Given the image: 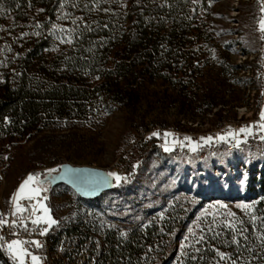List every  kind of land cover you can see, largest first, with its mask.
<instances>
[{
    "label": "rangeland",
    "instance_id": "374dc122",
    "mask_svg": "<svg viewBox=\"0 0 264 264\" xmlns=\"http://www.w3.org/2000/svg\"><path fill=\"white\" fill-rule=\"evenodd\" d=\"M210 7V14L202 12L209 39L201 42L204 55L199 65L204 75L198 83H203V89L196 88V93L214 85L213 90L218 92L212 94L219 99L216 106L207 108L200 93L183 103L175 99V91L169 90L168 101L162 102L150 90L133 109L117 107L101 116L90 114L81 124L71 119L43 126L30 138L1 135L2 209L10 207L7 213L12 215L13 195L29 174H39L21 196L34 199L39 209L34 219L44 215L41 206H46L56 221L52 226L66 231L64 240L61 236L55 244L65 253L92 241L96 257L109 226L151 222L162 217L170 205L177 204L185 209L186 220L171 234L169 251L180 253L192 244L204 242L214 228L224 232L234 229L239 235L255 234L256 244L246 246V252L220 249L224 263L264 264V221L257 216L254 201L236 197L252 163L264 159V150L259 155L257 148L249 146L255 142L249 138L254 130L259 129L264 136V128L256 127V123H264L260 116L264 110V33L260 31L264 0H218ZM161 96L157 93V97ZM200 98L202 103L197 101ZM249 126L248 134L237 137L241 140L239 147L234 146L232 137L227 141L217 139L218 134L235 133ZM153 132L160 135L152 136ZM165 132L172 134L167 144ZM184 137H190L191 142ZM202 137L212 139L206 143ZM174 140L183 141V146ZM262 143L264 149V140ZM165 146L171 150L165 151ZM65 164L97 167L122 179L117 182L111 176L112 187L101 207L99 202L80 197L71 186L51 182V175L60 172ZM32 189H38L39 195ZM30 199L22 198L19 203ZM246 204L252 207H240ZM17 216L24 215L18 212ZM27 249L41 258L39 264H57L48 245L41 249L33 244ZM79 250L70 254L74 264H80ZM24 260L32 264L30 257ZM0 264L19 261L5 246L0 247Z\"/></svg>",
    "mask_w": 264,
    "mask_h": 264
},
{
    "label": "trees",
    "instance_id": "16d2710c",
    "mask_svg": "<svg viewBox=\"0 0 264 264\" xmlns=\"http://www.w3.org/2000/svg\"><path fill=\"white\" fill-rule=\"evenodd\" d=\"M215 1L0 0V136L30 138L43 126L133 109L150 90L162 102L169 90L183 103L200 93L207 108L216 106L214 85L196 93L201 42L209 39L202 12L210 14ZM239 186L236 197L254 201L264 221V159ZM110 190L83 199L101 205ZM185 215L172 204L151 222L109 226L93 264H225L220 249L246 252L256 244L251 232L218 227L202 243L169 251Z\"/></svg>",
    "mask_w": 264,
    "mask_h": 264
},
{
    "label": "built area",
    "instance_id": "2783aa9c",
    "mask_svg": "<svg viewBox=\"0 0 264 264\" xmlns=\"http://www.w3.org/2000/svg\"><path fill=\"white\" fill-rule=\"evenodd\" d=\"M262 123L263 122H261V124L256 123V127L259 128V126L262 125ZM260 137H261V134H260L259 129L254 130V132H252L249 136L251 141L252 140L255 141L253 145L249 144V146L252 147L250 149L257 148L256 151L259 155L263 153V150H264L262 149L263 143ZM33 200L34 199L23 200L21 203L22 207L27 209L25 214L24 212L22 213V215H24L23 218L28 225L27 230L24 227L20 226L18 216L15 217L7 213V211L10 210V207L6 209H2V207L0 206V218H5L9 221L7 225L0 226V237H3V239L0 240V247L4 248L8 242H11L12 240H15V239H21L23 241H38L42 245V247H40L41 249L45 248V245H48L49 249L54 252L57 264H74L72 260L73 256L70 254L72 252H77L79 249H80L79 250V253H80L79 263L80 264H93L94 263V256H93L94 243L92 241L85 242L83 245L81 244L80 248H78V246H75L77 247L76 249L70 250L65 253L63 252V250L58 249L55 246V244L59 242V238L61 236H62V239L64 238V234L66 233L65 230L60 229L58 227L51 226L46 234L44 235L40 234L42 228L45 227V224L36 226V225H32L30 222L31 219H34L33 218L34 215H32L33 207H35L36 209V214L39 213V209L37 208V205L34 204ZM12 220L18 221L17 226L13 227L11 225ZM24 247L31 249L33 247V244L27 243L24 245Z\"/></svg>",
    "mask_w": 264,
    "mask_h": 264
},
{
    "label": "snow or ice",
    "instance_id": "6c2138e0",
    "mask_svg": "<svg viewBox=\"0 0 264 264\" xmlns=\"http://www.w3.org/2000/svg\"><path fill=\"white\" fill-rule=\"evenodd\" d=\"M37 27H39V25H37ZM55 27V26H54ZM63 31V29H61ZM260 31L262 33H264V19H262L260 21ZM36 35H38L39 33H34ZM22 35H28L27 33H24ZM261 39H264V35L261 36ZM260 116H261V120L264 121V110L261 111L260 113ZM262 128H264V125H261ZM250 128L251 126H249L248 128H240L238 130V132H232V131H229L223 135H219L217 136V139L218 140H222V141H227V138L228 137H232L234 140H235V145L236 147H239V145L241 144V140L237 139V137L239 136L240 133H245V134H248L249 131H250ZM160 135L158 132H153L152 133V136H158ZM172 134L169 133V132H165L164 133V137H165V143L167 144V138L169 136H171ZM212 137H207V138H204L202 137L201 140H204L206 143L211 141ZM261 140H264V136H261L260 137ZM184 140L186 141H189L191 142V138L190 137H184ZM173 143H180L182 146H183V141H177V140H174ZM165 151H170L171 149L167 146H165ZM193 151H195L196 149L193 148L192 149ZM49 171H55L54 169L53 170H49ZM39 174H29V176L26 178L25 181H23L21 183V185L19 186L17 192L13 195L12 197V200L14 202V205H15V210L13 211L12 215H17V213H23L25 211H27L26 208L22 207L19 203V200L22 199V198H28L30 199L31 197H22L21 196V193L24 191V189L26 188V186H28L31 182H33L35 179H36V176H38ZM108 175L110 176H113L115 177L116 181L119 182L122 178L116 174V173H109ZM124 179H127L126 177ZM38 182V181H37ZM32 191L34 192L35 195H39V190L38 189H32ZM46 199V197L44 198ZM43 207V212H44V215L42 216H36L35 219H31L30 222L32 225H36V226H39V225H42V224H46L47 227H43L40 234L41 235H44L47 233V231L49 230V228L53 225V224H56V221L51 219V216L48 214L49 213V210L47 209L46 206H41ZM220 207H225V205H220ZM240 207H243L245 209H248V208H251L252 205H241ZM229 215H234L233 213H228ZM32 215H36V209L35 207H33V210H32ZM253 219H255V217H253ZM18 220H19V224L20 226L24 227L26 230H27V223L25 222L24 218L21 216V217H18ZM9 223V221L5 218H0V226H3V225H7ZM17 223L18 221L17 220H12L11 221V225L13 227L17 226ZM121 235H124L123 233ZM3 237H0V240H2ZM202 239V237H201ZM27 243H31V244H34L37 248H40L42 247V245L38 242V241H23V240H12L11 242H8L6 247H7V250L12 252L13 253V258L18 260L19 261V264H25V260L24 258L25 257H30L31 258V262L32 264H39L40 262V257H37L36 255H33L26 247H24L25 244ZM221 256V259H225L224 257V254L220 253L219 254ZM233 264H235V262H233Z\"/></svg>",
    "mask_w": 264,
    "mask_h": 264
},
{
    "label": "water",
    "instance_id": "95a60500",
    "mask_svg": "<svg viewBox=\"0 0 264 264\" xmlns=\"http://www.w3.org/2000/svg\"><path fill=\"white\" fill-rule=\"evenodd\" d=\"M51 182L71 186L80 196L94 198L112 187V178L100 168L65 164L50 177Z\"/></svg>",
    "mask_w": 264,
    "mask_h": 264
}]
</instances>
